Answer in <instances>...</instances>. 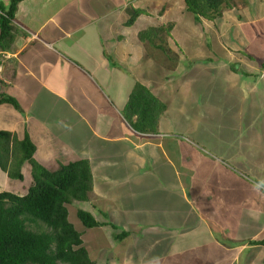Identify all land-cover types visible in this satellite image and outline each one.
<instances>
[{"label":"crops","instance_id":"0c3cea01","mask_svg":"<svg viewBox=\"0 0 264 264\" xmlns=\"http://www.w3.org/2000/svg\"><path fill=\"white\" fill-rule=\"evenodd\" d=\"M97 2L18 4L14 38L0 51V93L16 98L25 114L0 104V130L19 140L28 136L34 157L48 169L89 160L92 205L85 210L94 216L93 210L110 211L103 220L95 216L103 224L94 227L93 237L96 229L106 230L105 242L91 245L95 261L264 264V131L253 127L254 121L259 126L264 103V0H230L213 18L197 16L185 0H114L102 13L92 11ZM130 5L142 9L132 25ZM152 26L165 30L154 40L140 38ZM163 52L178 55L176 67L171 57H159ZM164 61L173 68L166 74ZM138 75L150 90L159 87L153 94L166 105L155 133L138 132L132 126L137 115L123 114ZM120 93L124 101L118 107ZM183 114L186 121L191 114L217 119L221 130L193 133L215 149L210 156L217 160L193 149L191 138L166 136L180 128ZM148 160L153 173L145 171ZM205 162L207 169L200 165ZM27 164L24 180L9 178L1 167L6 175L0 180L26 183L25 193L32 182ZM196 168L204 180L192 175ZM143 180L149 183L140 186ZM146 188L153 196H145ZM106 196L117 203L108 207Z\"/></svg>","mask_w":264,"mask_h":264},{"label":"trees","instance_id":"16d2710c","mask_svg":"<svg viewBox=\"0 0 264 264\" xmlns=\"http://www.w3.org/2000/svg\"><path fill=\"white\" fill-rule=\"evenodd\" d=\"M21 1L0 2V51L8 50L14 38L12 22ZM185 2L197 16L213 18L222 14L230 0ZM130 6L133 12L128 25L135 22L142 10ZM163 30L164 26H152L148 30H141L140 38L154 40ZM160 39V42L165 41L164 37ZM174 55L173 66L178 63V55ZM169 65L163 62L164 67L173 69ZM2 103H11L21 109L16 98L6 93H0ZM165 107L146 85L137 82L124 112L129 119L137 115L136 121L132 122L135 130L155 133L154 125H157ZM35 150L36 146L28 136L19 140L11 132L0 130L1 169L11 178L24 180L22 166L28 162L32 175V182L25 193L0 189V264H95L82 238L83 233L69 218L68 207L75 199L88 200L91 197L93 173L89 160L62 163L58 169L51 170L36 160ZM100 212L105 218L110 216L109 212ZM77 215L86 228L103 224L89 211L80 209Z\"/></svg>","mask_w":264,"mask_h":264},{"label":"rangeland","instance_id":"374dc122","mask_svg":"<svg viewBox=\"0 0 264 264\" xmlns=\"http://www.w3.org/2000/svg\"><path fill=\"white\" fill-rule=\"evenodd\" d=\"M9 1L10 0H0V2H2L3 4H8L9 3ZM108 1V2H107ZM112 2H114V0H98V2L97 3H94V4H92V6H91V8H92V11L93 12H96V13H102V11L106 8V5H108V4H112ZM108 8H109V6H108ZM164 30H165V28H164ZM164 30H163V32H164ZM165 35H166V33H164ZM166 38H167V35H166ZM103 43H104V45H105V41H103ZM164 43H165V41H164ZM162 47H163V49H165V50H169V46L165 43V44H163L162 45ZM106 49H109V47H107L106 46ZM150 49V48H149ZM151 50V49H150ZM152 51V50H151ZM155 52H157V51H155ZM82 54H83V52H82ZM173 56H175V55H173L172 53H170V52H163V53H161L160 55H159V57L160 58H164V57H171V58H173ZM153 57H154V55L152 54V55H150V58L152 59V60H154L153 59ZM115 60V59H114ZM156 62V60H154V63ZM172 63H173V61H171ZM153 63V64H154ZM183 65H185V66H187V61H183ZM165 66V65H164ZM163 66V67H164ZM156 67V65H153V68H155ZM165 71H164V73L166 74V73H168L169 72V70L165 67V69H164ZM131 78V77H130ZM127 79V78H126ZM141 79H143L142 77H141V75H138L136 78H135V80H134V83H133V85H132V87H131V91L130 92H127V93H131L132 92V90H133V88H134V86L136 85V83H137V81H139V82H143V81H141ZM128 84H129V79H128V81L125 83V89H127L128 88ZM143 84V83H142ZM168 85H170V81H167V83H166V86L168 87ZM176 86H178L177 84H176ZM151 90H152V93H154V94H157L159 91H160V89H159V87H157L156 85H154V86H151ZM154 90H156L155 92H154ZM167 91V90H166ZM263 91V90H262ZM261 91V92H262ZM264 92V91H263ZM117 96V99L116 100H118V101H116V104L118 105V107H120V106H122V104H123V101H124V96H121V93L120 94H117L116 95ZM125 96L126 97H128L129 96V94L127 95V94H125ZM202 100H203V95H201L200 96V101L202 102ZM127 101H129V99L127 100ZM260 101H261V99H260ZM262 101H264V100H262ZM261 101V102H262ZM128 103V102H127ZM260 103V102H259ZM260 106H261V113H260V120H259V126L258 125H255L256 124V122L254 121L253 122V127H259V130L261 131V133H262V131H264V123H263V121H264V103L263 104H260ZM126 107H127V104H126V106H125V108H124V111H125V109H126ZM196 109H198V108H195L194 109V111L196 110ZM19 110V113L22 115V114H25V112L24 111H21L22 109H18ZM123 110V109H122ZM204 110L206 111V112H208V109L207 108H204ZM123 111V114L125 115V112ZM196 112V111H195ZM198 112V111H197ZM200 112H202V111H199V113ZM200 115V114H199ZM184 118V119H183ZM183 118H180V128L179 127H177L176 128V126H174V130H170V131H168L167 132V137H176V139L175 140H179V139H181V138H183V139H186V138H191V139H189L188 140V142H190V145H191V147L193 148V149H198V151L199 152H201V153H207V154H209V155H207L210 159H216L217 160V156H210V152H216L215 151V149L210 145V144H208V145H206V144H204L203 142H199L197 139H196V137H195V135L193 134V133H196V132H205V134H207V133H209L211 130H221V126H219V125H217V124H215V123H218V121H217V119L215 120V118H212L211 117V119H209V118H204V117H197V116H193L192 114H191V119H192V121H186V114H183ZM183 122H185L184 123V125H183V127H182V123ZM258 124V123H257ZM155 126V130L156 131H158V128H159V125L157 124V125H154ZM192 134V135H191ZM193 140H196L197 142H194ZM170 144L173 146V149H174V152H177L178 151V147L176 146V147H174V145H173V143H171L170 142ZM230 144H227L226 145V147H228ZM202 147H205V149H202ZM259 148V147H258ZM145 150H148V147L146 146L145 148H144ZM181 149H183V147H181ZM191 149L190 148H187L186 147V152H189ZM205 150H206V152H205ZM203 151V152H202ZM259 151H261V149L259 150ZM13 152V151H12ZM175 155H178V153H175ZM195 155L196 154H194L193 155V157H195ZM205 155V154H204ZM221 158H225L224 157V155H221L220 156V159ZM187 160H188V157L186 156V162H187ZM183 162V161H182ZM216 164L217 165H222V162H216ZM228 166H230V167H232V168H234V169H236L237 170V168L235 167V165L233 164V163H230V164H228V163H226ZM200 165H201V167L203 168V169H207V166H210V163H208V162H205V163H200ZM31 167H30V165L29 164H27L26 165V170H28V169H30ZM154 169H155V166L151 163V162H149V160H148V163H147V166H146V169H145V171H147V172H149V173H153L154 172ZM238 171V170H237ZM239 172V171H238ZM25 173H27V172H25ZM212 173H214V172H212ZM235 173H237V172H235ZM196 174V176L199 178L198 180L199 181H202V180H204V175H203V173L198 169V168H196L195 170H193L192 171V175L194 176ZM5 175H6V173H4V172H1L0 173V176H4L5 177ZM7 175H8V173H7ZM8 177L9 178H11L9 175H8ZM14 179V178H13ZM30 180V178H28V181ZM195 180V179H194ZM193 180V181H194ZM14 180H12V182H13ZM147 181H149V180H143V181H140L138 184L141 186L142 184H146V183H149V182H147ZM26 183H23V184H21V183H18V184H16V185H6V183H5V181H4V179L1 181L0 180V189H10V190H14V191H17V192H23L24 191V189H23V185H25ZM245 189V188H244ZM144 193H145V196H153V191L152 190H150V189H148V188H146V189H144ZM245 193V192H244ZM94 194V193H93ZM244 196H246V194L244 195ZM107 198H103V200H105V201H108L109 202V205H108V207H113V203H115L116 201H113L112 200V198H108V196H106ZM232 198H233V196H232ZM244 198H246V197H244ZM92 199H91V197L88 199V200H73L72 201V203H70L69 205H68V207H69V213H70V215H69V218H70V220L74 223V226L80 231V232H82L83 233V235H82V238L84 239V241H85V244L87 245V248L92 252V251H94L93 249L95 248V246H91V245H93V241L95 240L98 244H102V243H104L105 241H104V238H105V236H106V230H100V229H96V232H95V235L96 236H94L93 237V235H92V233L95 231L94 229L95 228H86L83 224H82V222H81V220H80V218L78 217V215H77V213H78V210H85L87 207H91L90 205H92V202L90 203V201H91ZM96 202H99L98 200H96ZM117 203V202H116ZM88 204H90V205H88ZM97 204V203H96ZM97 206H98V204H97ZM100 206H102V204L100 203ZM94 211V213L96 214L95 216L99 219V220H103V218H104V216L102 215V214H100V212H97L96 210H93ZM109 213H110V211H108ZM104 221H107L106 219H104ZM102 229H105V228H102ZM184 230H187L186 229V227H183L182 228V231H184ZM228 231V230H227ZM108 232V231H107ZM108 234L110 235L111 233L110 232H108ZM111 240H112V237H111ZM226 242H227V244H230V243H234L232 240H230V239H227L226 240ZM213 250H215V249H213ZM94 253V252H93ZM102 262H98V261H95V264H101ZM164 264H169L168 262H166V263H164Z\"/></svg>","mask_w":264,"mask_h":264},{"label":"built area","instance_id":"2783aa9c","mask_svg":"<svg viewBox=\"0 0 264 264\" xmlns=\"http://www.w3.org/2000/svg\"><path fill=\"white\" fill-rule=\"evenodd\" d=\"M0 62H1V60H0ZM2 70V65L0 64V71Z\"/></svg>","mask_w":264,"mask_h":264}]
</instances>
